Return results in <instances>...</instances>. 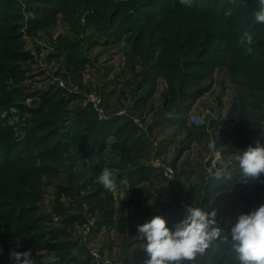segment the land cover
<instances>
[{"label":"rangeland","instance_id":"374dc122","mask_svg":"<svg viewBox=\"0 0 264 264\" xmlns=\"http://www.w3.org/2000/svg\"><path fill=\"white\" fill-rule=\"evenodd\" d=\"M256 8L0 0V264L24 251L37 264L53 254L57 264H145L137 226L156 215L172 228L186 206L214 208L229 231L237 213L264 205V175L239 181L237 161L264 146ZM244 32L254 34L252 55L239 45ZM115 118L134 127L122 138L143 142L120 151L115 133L96 136ZM104 167L115 192L97 182ZM141 167L151 174L133 186L128 175ZM230 249L229 236L195 264H238Z\"/></svg>","mask_w":264,"mask_h":264},{"label":"clouds","instance_id":"9594fccd","mask_svg":"<svg viewBox=\"0 0 264 264\" xmlns=\"http://www.w3.org/2000/svg\"><path fill=\"white\" fill-rule=\"evenodd\" d=\"M191 7L193 0H180ZM235 2V0H233ZM253 12L255 22L264 25V0H256ZM241 22H246L241 18ZM239 45L245 55L254 54V34L244 32ZM239 181L259 180L264 175V146L259 141L256 146H248L237 156ZM97 182L105 191L117 190L113 169L104 167ZM137 239L146 240L142 245L149 259L145 264H195L209 249L218 250L221 244L229 243L230 253L238 264H264V205L249 213L239 212L236 221L225 231L217 221V211H206L201 207L186 206L184 218L169 228L164 217L156 215L150 221L137 226ZM2 252V249H0ZM15 264H37L31 251L13 252ZM57 257L49 255L42 264H57Z\"/></svg>","mask_w":264,"mask_h":264},{"label":"trees","instance_id":"16d2710c","mask_svg":"<svg viewBox=\"0 0 264 264\" xmlns=\"http://www.w3.org/2000/svg\"><path fill=\"white\" fill-rule=\"evenodd\" d=\"M4 1V0H3ZM5 6H3L2 8H4ZM18 57L20 59L26 60L28 59V55L24 54V53H19ZM2 67V66H1ZM184 111V110H180L179 112ZM186 112V111H184ZM186 114V113H184ZM118 118L113 119L111 122H103V123H99L97 126V132L96 136L100 137L101 139H106L107 135L111 134V133H115V137L120 138L118 142H116L114 144V148L116 149H120V151H129V150H133L131 149L132 147H134L137 144L142 143V139H137L133 138V137H124L122 138V133H124L127 129H131V131L134 130V127L129 125L128 123H120L117 121ZM118 122V124H117ZM173 122V121H172ZM122 124V125H121ZM124 128V129H123ZM122 136V137H121ZM99 146H101L102 148H105V145H103V143L99 144ZM65 147V145H64ZM149 174H151V168L150 167H141L139 169H135V171L132 172V174H130V176L128 175V180H130L131 184L134 186L135 183L137 182H142L144 180L147 179V176H149ZM135 177H138L137 181L135 179ZM134 187H132L133 189Z\"/></svg>","mask_w":264,"mask_h":264},{"label":"built area","instance_id":"2783aa9c","mask_svg":"<svg viewBox=\"0 0 264 264\" xmlns=\"http://www.w3.org/2000/svg\"><path fill=\"white\" fill-rule=\"evenodd\" d=\"M102 102V100H100ZM191 122L195 123V124H200L201 123V118L197 117V116H193L191 118Z\"/></svg>","mask_w":264,"mask_h":264}]
</instances>
